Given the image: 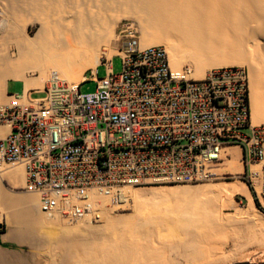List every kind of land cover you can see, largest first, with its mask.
<instances>
[{
    "label": "built area",
    "instance_id": "1",
    "mask_svg": "<svg viewBox=\"0 0 264 264\" xmlns=\"http://www.w3.org/2000/svg\"><path fill=\"white\" fill-rule=\"evenodd\" d=\"M119 41L78 84L53 71L42 89L7 93L14 100L0 106L8 126L0 166L23 167V189L38 196L42 212L97 221L92 194L120 200L127 188L157 181L214 180L231 147L242 153L241 180L264 197V124L252 122L248 69L217 67L196 78L188 66L173 69L162 45L143 47L131 24L120 27ZM89 81L95 92L82 94Z\"/></svg>",
    "mask_w": 264,
    "mask_h": 264
},
{
    "label": "bare ground",
    "instance_id": "2",
    "mask_svg": "<svg viewBox=\"0 0 264 264\" xmlns=\"http://www.w3.org/2000/svg\"><path fill=\"white\" fill-rule=\"evenodd\" d=\"M57 3L58 0H24L11 4L13 22L22 24L23 42L17 58H10L7 50L0 48V106L8 105L5 99L8 79L23 80L27 88L42 89L50 74L56 71L69 83L78 84L86 70H95L101 57L111 58L116 54L115 37L92 34L95 12H89L88 19L81 20L76 28H64L57 17ZM126 3L146 25V29L138 30L141 45H162L173 69L188 66L192 76L202 78L213 68L228 65L246 67L253 123L264 124V0H128ZM26 9L28 11H24ZM34 21L40 23V30L35 37H30L25 28ZM15 25L3 23L5 38L16 37L18 26ZM149 30L151 35L143 36ZM60 36L62 40H59ZM256 38L257 41H254ZM188 53L191 60L187 58ZM188 61L191 66L185 65ZM7 132L8 126L0 125V138ZM232 162H229L233 165L229 166L231 171L239 172L241 168L237 162ZM235 165L240 169H236ZM4 180L14 187L23 188L26 182L23 167L0 166V216L7 215L20 227L13 230L14 238L20 240L26 235L23 234L26 228H30L28 231L31 232V228L40 226L49 236L60 234L56 244L62 247L65 255L81 254L86 264H139L137 258L140 257L150 261V264H169L171 259L168 261L169 255H166L169 250L192 261L190 264H213L216 259L204 253L208 242H215L216 245L215 234L224 227L242 232L244 227L241 223L256 222L259 216L246 184L240 180L224 185H217L211 180V183L174 185L157 181L168 184L149 189L129 187L125 190L126 205L131 206L132 212L127 215L115 212L116 198L94 193L92 198L100 213L99 223H94L92 216L71 221L59 213L46 214L42 212L35 193H8L2 186ZM236 195L247 199L246 207L239 205ZM263 198L261 201L264 204ZM19 205H25V208L9 213V209ZM225 207L235 210L232 218L222 216V208ZM157 225L166 226L167 231L166 234L157 233L163 248L160 252L143 243L150 237L149 230ZM244 232L238 234L242 236ZM212 238L216 241H210ZM261 239L264 242V231ZM239 245L240 248L251 246L245 243ZM260 245L263 246L262 243ZM209 248H212L211 245ZM216 250L214 248L213 252ZM249 253L259 254L264 259V249L252 248ZM232 254L230 252L229 255ZM227 261L230 262L229 257Z\"/></svg>",
    "mask_w": 264,
    "mask_h": 264
},
{
    "label": "rangeland",
    "instance_id": "3",
    "mask_svg": "<svg viewBox=\"0 0 264 264\" xmlns=\"http://www.w3.org/2000/svg\"><path fill=\"white\" fill-rule=\"evenodd\" d=\"M19 1H24V0H0V48H2L4 51L7 50V52H8L7 54L10 58H17L19 56L20 46L22 45V42H23V40H22L23 37L21 38V35L23 32L20 29L22 24L17 23L18 24L17 25L16 23L13 22V19L11 17L12 13L10 10L11 4L12 3H19ZM126 2H125V0H58L57 7H56L57 14H58L57 17L59 19V22L61 23V25L64 28H70L71 27L73 29V28H76L78 26V24L80 23L81 20L88 19L87 16H88L89 12H92V13L95 12L94 14L96 16V19L94 22L95 23L94 26L97 28H95L93 26L92 34H95L96 36H101V34H102V36L106 35L107 37H112V36L115 37L114 40L117 41V45H116V49H117V47L120 44L119 29L122 25L131 24L136 28L137 31L141 28L146 29L145 23L139 19L137 13L133 9H131L127 5ZM25 8H27V6ZM24 11H28V10L26 9ZM4 22L5 23L7 22L8 24H12V25L16 24L15 25L16 27L18 26L17 27L18 31H16V34H15L16 37L12 36L13 37L12 38L10 36L11 39H7L4 37L5 36L4 28H2V25ZM25 30H26V33L28 36L35 37L40 30V23L38 21L28 23L26 25ZM3 34H4V36H3ZM138 34L140 35L139 31H138ZM150 35H151V30L147 31L145 33V35L143 34V36H150ZM59 38H60L59 40H62L61 36ZM254 41H257V38L254 39ZM187 58H188V60H191V54L188 53ZM111 65H112L113 73L118 74L121 72L122 61H121V58L119 56H114L112 58ZM185 65L191 66L190 61H188ZM228 66H231V65H228ZM97 74H98L99 78H104L107 75L106 66L100 65L98 67ZM23 85H24L23 81L10 79L8 93H10V94H19V92L21 93V91L23 89ZM95 90H96V84H95V82H92V81L86 82L80 86V92L82 94L93 93V92H95ZM35 96H41V94H37ZM228 156L232 157L231 154H228ZM222 168H223V166H219L216 170H214V172L216 174H218L219 176L216 179L211 180L212 183L214 182V183H217V185H224L225 183H229V182L231 183V182L236 181V180L242 181L240 178V174L242 173V166H241V171L239 173H237V172L235 173L233 171L226 172V171H223ZM211 181L196 182V183L197 184L198 183H207V182L211 183ZM196 183H190V184H196ZM160 184H168V183H149V184L139 186L136 188L149 189V188L154 187V186H159ZM170 184L174 185V183H170ZM2 186L8 193H11V194L19 195V194L28 192V191L24 190L22 187H18V188L14 187L8 180H4L2 182ZM248 189L250 190L252 197L254 199L255 206L258 209V213H259L258 220L256 219L255 220L256 222L246 221V222L241 223V225L244 227L242 229V232L245 231L243 233V234H245L244 236H243V234H241L242 236L239 235L240 233H242V232H240L241 231L240 229H239L240 231L238 230V232H235V230L233 228H229V227H224L225 228L224 230L221 229L222 230V231L220 230L221 233H219L220 231L218 232L219 234L217 233L218 236H217V234H215L216 240H218V241H216L215 238L214 239L212 238L213 240L211 239L210 241H216L217 242L216 245L214 244L215 242L214 243L208 242L209 244L211 243L210 245L212 247V248H209L210 245L206 243L207 245L206 244L205 245L208 248H206V251L204 253L205 256L209 255L208 256L209 258L214 257L216 259V261H215L216 263H215L214 262L215 259L213 258L214 259L213 264H217V262H218V264H222L224 261L226 263L224 262L223 264H264V259H262L259 254H256L257 255L256 256V255L249 253V250H251L252 248L253 249L254 248L264 249L263 248L264 242H262V239H261V233L264 231V204H263V201H261V197H259L255 193L253 188L248 186ZM29 193H31V192H29ZM235 198L241 207H246L247 199L244 196L236 195ZM263 200H264V198H263ZM115 201H116V206H117V208L115 209L116 210L115 212L117 214L127 215L130 212H132L131 206L126 205V204H128L126 194H125V199H120V200L116 199ZM24 208H25V205H19V206H15V207L9 209L8 211H9V213H14V212L20 211ZM234 211L235 210L232 207L222 208V216L223 217L225 216L224 217L225 219H228V217L232 218L234 216L233 215ZM71 221H73V220H71ZM92 221L94 223L97 222L95 220H92ZM97 223H99V222H97ZM0 225H1V227H0V264H86L83 262V255H81V254H77L74 252L69 256L65 255V251L62 249V247L59 246L58 244H56V239H58L60 234L55 233L53 236H49L46 233V230H44L43 228H40V226H35V227L31 228V232H30V230L28 231V229H30V228H28V229L26 228L27 231L24 230L26 233L23 232V234H26L27 236L24 235L23 238H21L20 240H17L14 238L13 230L14 229L18 230V229H20V227L17 224L13 223L7 215L0 216ZM27 232H29L30 235ZM159 232H160V234H166V232H167L166 226L157 225L154 228H151L149 230V236L150 237H147V239L144 240L143 243L147 244V246L150 248L158 249L160 252V250H163V248H162V244L160 242V239L157 238V236H158L157 233H159ZM232 232H234V233H232ZM235 233H237V234L234 235ZM220 234H222V235H220ZM246 234H247V236H246ZM233 235L235 238L233 237ZM241 237L243 238V240L244 239L245 240L243 241ZM247 238L250 240V241L248 240L249 243L247 241ZM254 238H255V240H254ZM256 238H259L260 241H258L259 239H256ZM252 239L256 243L258 242L257 243L258 245H256V243L253 242ZM236 240H238V244H237ZM151 241H152V243H151ZM233 241H235V244H236L235 246L233 245L234 244ZM239 241H241V242H239ZM170 242H167L166 244H169ZM242 242L245 243V245L250 244L251 246H247V247L245 246L246 249L243 247L240 248L239 244H242L241 246H243ZM250 242H252L253 244ZM261 243L263 246L260 245ZM212 244H214V245H212ZM217 244L220 246L219 248L221 251L219 250ZM231 245H233L234 249H232ZM221 246H222V248H221ZM226 246H227V248H226ZM214 248H215V250L218 248L216 251H214L215 253L220 251L219 254L216 253V256H218V257H216L215 253L213 252ZM229 248L231 251L226 250ZM240 249H241V251H240ZM173 252H176V251L169 250L166 253V255H169V256H167L168 261L171 259L172 264H183V263L187 264L189 262H192V261L185 260L181 255H179V253L176 252L178 254L177 255L176 253H173ZM230 252H231V254L232 253L233 254L229 255ZM235 252L237 253V255ZM247 252L249 253L248 256H247V254H248ZM175 254L178 257H176ZM220 254L222 256L223 255L224 256L222 257ZM211 255H213V256H211ZM219 256H221V259L223 261L219 259L220 258ZM173 257H174V260H176L177 262L173 260ZM224 257L226 259H224ZM228 257H229L230 262L227 261ZM242 259H243V261H240ZM217 260H219V261H217ZM137 261L139 264H150V261L144 260L141 257L137 258ZM171 263L169 262V264H171ZM193 263L196 264L195 262H193ZM193 263H191V264H193ZM130 264H133V263H130Z\"/></svg>",
    "mask_w": 264,
    "mask_h": 264
},
{
    "label": "crops",
    "instance_id": "4",
    "mask_svg": "<svg viewBox=\"0 0 264 264\" xmlns=\"http://www.w3.org/2000/svg\"><path fill=\"white\" fill-rule=\"evenodd\" d=\"M11 80H19V79H11ZM9 81H10V79H8L6 82V85H5V95H6V104H10L11 102H12V100H14L13 99V97H11V96H9L7 93H8V89H9ZM20 81H23V80H20ZM24 82V85H23V89H22V91H21V93L19 92V94H16V95H20V94H23V93H25V94H29V91L30 90H32L33 88H27L26 87V83H25V81H23ZM10 94V93H9ZM252 122H254L253 121V119H252ZM255 124H258V123H255ZM260 124V123H259ZM229 149V151L227 150V148H226V151H228L227 152V154H231V156L232 157H229V158H227V160L226 161H224L223 163H222V165L221 166H223L224 168H222V170L223 171H226V172H230L231 171V169L229 168V166H233V165H231L229 162H232V160H233V164H235L234 162H237L236 164L241 168V166L242 165H240L241 164V159H242V153H241V150H240V148H238V147H231V149L230 148H228ZM230 152V153H229ZM230 164V165H229ZM225 165V166H224ZM237 165H235V167H236V169H240ZM239 171V170H238ZM241 171V170H240ZM239 171V172H240ZM239 172H237V173H239ZM232 187V186H231ZM248 188V187H247ZM248 191H249V193H250V195H251V197H252V194H251V192H250V190L248 189ZM252 199H253V197H252ZM253 201H254V199H253Z\"/></svg>",
    "mask_w": 264,
    "mask_h": 264
},
{
    "label": "water",
    "instance_id": "5",
    "mask_svg": "<svg viewBox=\"0 0 264 264\" xmlns=\"http://www.w3.org/2000/svg\"><path fill=\"white\" fill-rule=\"evenodd\" d=\"M0 227H1V225H0Z\"/></svg>",
    "mask_w": 264,
    "mask_h": 264
}]
</instances>
